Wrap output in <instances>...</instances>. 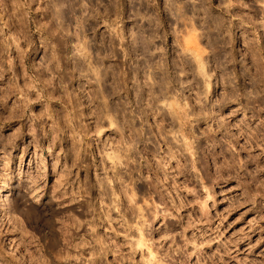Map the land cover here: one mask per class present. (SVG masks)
I'll return each mask as SVG.
<instances>
[{
	"label": "rangeland",
	"instance_id": "obj_1",
	"mask_svg": "<svg viewBox=\"0 0 264 264\" xmlns=\"http://www.w3.org/2000/svg\"><path fill=\"white\" fill-rule=\"evenodd\" d=\"M0 264H264V0H0Z\"/></svg>",
	"mask_w": 264,
	"mask_h": 264
}]
</instances>
